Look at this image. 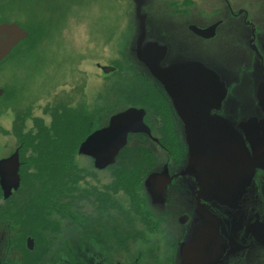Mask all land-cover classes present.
Here are the masks:
<instances>
[{"label":"rangeland","instance_id":"1","mask_svg":"<svg viewBox=\"0 0 264 264\" xmlns=\"http://www.w3.org/2000/svg\"><path fill=\"white\" fill-rule=\"evenodd\" d=\"M231 3L234 8L250 11L264 34V0ZM138 13L152 18L157 31H168L163 39L175 50L188 46L191 51L195 39L188 25L205 26L222 18L227 10L218 0H0V25L16 23L29 32L27 40L0 64V88L5 90L0 98V160L19 151L24 135L46 133L58 120L76 125L84 114L89 127L74 158L80 173L76 181L66 180V173L72 175L67 165L68 171L58 183L50 185L63 187L59 188L58 204L35 203L42 177L34 174L39 183L24 185L8 199L0 195V263H20V246L15 243L17 223L22 224L17 228L24 233L25 264H83V254L88 255L89 264H97L93 257L101 246L106 250V264L131 260L126 256L128 246H117L116 239L113 241L127 230L116 229L112 222L120 207L129 206L125 190L134 179L124 171L132 166L102 168L86 153L85 144L127 107L132 88L145 89L146 69L133 50L134 31L140 28ZM223 29L226 39L241 44L245 40L242 22L231 21ZM222 45V41L213 43L211 49L218 54ZM230 52L237 55L239 51L231 48ZM99 65L114 67L116 72L107 75ZM247 92L252 93L249 87ZM240 114L234 113L233 118L239 120ZM32 156V151L25 152L24 157ZM31 172L37 173V169L33 167ZM42 176L55 179L54 175ZM140 190L146 189L141 185ZM28 236L36 239L33 252L25 249ZM101 238L106 241H99ZM168 244L153 246L158 257L154 256L151 264H174L167 257ZM228 250L230 246L222 254L227 255ZM259 257L264 264L261 252Z\"/></svg>","mask_w":264,"mask_h":264},{"label":"flooded vegetation","instance_id":"2","mask_svg":"<svg viewBox=\"0 0 264 264\" xmlns=\"http://www.w3.org/2000/svg\"><path fill=\"white\" fill-rule=\"evenodd\" d=\"M218 2L225 6L226 15L205 26L188 25L187 30L195 39L191 51L188 46L175 50L171 42L163 39L168 31H157L152 18L138 13L140 28L134 31L133 50L145 66L146 86L131 89L127 107L120 109L118 115L136 110L141 113L145 127L128 135L126 145L110 165L132 166L124 172L134 179L129 189H124L129 206L120 207L121 212H116L112 222L116 229L127 230L121 239L117 237L113 241L116 239L117 246H128L126 256L131 260L112 264H151L156 255L153 246L166 243L170 251L167 257L174 264H261L259 253L264 255V34L252 20L250 11L234 8L231 0ZM234 20L244 25L246 37L242 44L223 36V28ZM191 26L216 29L208 39L190 31ZM220 41L223 45L217 54L211 44ZM231 48L239 51L238 54L232 55ZM98 67L107 75L116 72L114 67ZM190 72L194 74L193 83L203 85L201 106L210 130L222 135L241 159V177L228 197L219 195L218 188L209 182L212 178L204 174L196 160L195 146L183 115V109L191 108L192 103L183 94L187 92V83L182 82L181 76ZM248 87L252 93L247 92ZM234 113H241L239 120L233 118ZM22 146L18 148L20 187L13 190L11 197L24 186ZM141 185L146 190H140ZM0 195L4 197L1 185ZM14 227L15 243L20 246L21 254L18 264H25L24 233L22 228L19 232ZM174 229H179V233H172ZM29 240L33 242L32 250ZM35 245L36 239L28 236L25 249L33 252ZM227 246H230L229 253L223 255ZM198 248L203 251L199 252ZM105 251L101 246L100 253L93 257L95 263L106 264ZM87 256L83 254V264H89Z\"/></svg>","mask_w":264,"mask_h":264},{"label":"water","instance_id":"3","mask_svg":"<svg viewBox=\"0 0 264 264\" xmlns=\"http://www.w3.org/2000/svg\"><path fill=\"white\" fill-rule=\"evenodd\" d=\"M216 27L201 30L195 26L190 31L203 38L213 37ZM29 37V32L16 23H3L0 25V64L10 56L13 50ZM109 72V69H104ZM193 72L182 75V82L187 83V92L192 106L184 108L185 116L191 140L195 146V156L204 174L210 176L209 182L214 184L221 197L232 195L241 177V159L231 144L222 135H215L205 121L201 106L203 85L193 83ZM184 90V88H183ZM182 90V91H183ZM5 90L0 88V98ZM178 94V93H177ZM142 115L136 110L115 116L108 128L91 135L86 144V153L92 156L102 168L110 166L121 149L126 145L130 133L144 130ZM20 155L19 151L8 159L0 161V185L4 192V198L11 197L13 190L20 187ZM10 177V179H9ZM10 180V181H9ZM11 183L8 185L7 183ZM264 236V229H263ZM29 249H33V242L29 240ZM202 252L203 250L198 248ZM216 253V252H215Z\"/></svg>","mask_w":264,"mask_h":264},{"label":"trees","instance_id":"4","mask_svg":"<svg viewBox=\"0 0 264 264\" xmlns=\"http://www.w3.org/2000/svg\"><path fill=\"white\" fill-rule=\"evenodd\" d=\"M80 121L81 123L83 122V130L81 129V123L76 124L75 122L76 125L68 126L69 124L66 125L58 120L52 129L46 131V133L45 131H41L39 132L41 135L38 134L37 136H32V134L24 135L25 142L22 147L23 154H21L23 162L21 171L24 179L23 185H27L30 182V186L36 182L39 183L37 180L35 182L34 175H40V178L42 177V180H40L39 196L36 198L35 203L42 202L43 205H47L50 201H54V203L58 204L59 188L62 189L63 187L57 184L54 187L50 185L52 183H58L60 177L66 173L67 165L72 175L66 173V180L72 178L70 182L73 183L76 181V174H80L74 165V158L80 143L87 137V129L89 128L87 116L83 114L82 117L80 115ZM27 150L32 151V157H24ZM33 167L37 169V173L31 172L30 174L31 168ZM81 173L83 174L82 171ZM42 175H54L55 179H44L43 177L45 176ZM48 187L53 189L49 190ZM43 191L44 195L41 194Z\"/></svg>","mask_w":264,"mask_h":264}]
</instances>
